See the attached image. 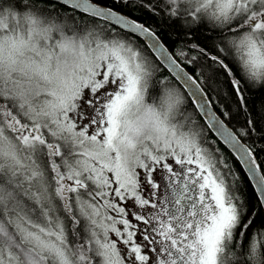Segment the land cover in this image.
<instances>
[{
  "label": "snow or ice",
  "instance_id": "6c2138e0",
  "mask_svg": "<svg viewBox=\"0 0 264 264\" xmlns=\"http://www.w3.org/2000/svg\"><path fill=\"white\" fill-rule=\"evenodd\" d=\"M261 161L264 0H0V264H264Z\"/></svg>",
  "mask_w": 264,
  "mask_h": 264
},
{
  "label": "trees",
  "instance_id": "16d2710c",
  "mask_svg": "<svg viewBox=\"0 0 264 264\" xmlns=\"http://www.w3.org/2000/svg\"><path fill=\"white\" fill-rule=\"evenodd\" d=\"M137 19H140V20H143L142 17H137ZM152 23H155V21H152ZM148 26V25H146ZM157 35L160 37L161 41L165 44V46L168 48V50L170 52H172V49H173V45L172 43L170 42V30L168 28L167 25H163L161 24L159 26V29L157 31ZM141 43H144L143 40L141 39ZM145 44V43H144ZM179 61V60H178ZM180 62V61H179ZM183 65V64H182ZM184 66V65H183ZM186 69L190 72V73H193L195 71V69L191 68V67H186ZM162 71L166 74V75H169L170 78L171 75L167 72V69H163L162 68ZM255 99V97H254ZM214 110L217 112V114L219 115L220 114V108L219 107H215ZM221 118L223 119V117L221 116ZM227 122V121H226ZM231 126V125H229ZM214 135V134H213ZM217 143L219 144V146L231 157L233 163L236 165L237 169L240 170V174L242 176H246V174L244 173L243 169H242V166L236 161L234 155L219 141L217 140ZM262 163V166H264V161H261ZM245 183H249V181L247 179H245ZM248 191L251 193L253 191V189L251 188V186H249L248 188Z\"/></svg>",
  "mask_w": 264,
  "mask_h": 264
},
{
  "label": "water",
  "instance_id": "95a60500",
  "mask_svg": "<svg viewBox=\"0 0 264 264\" xmlns=\"http://www.w3.org/2000/svg\"><path fill=\"white\" fill-rule=\"evenodd\" d=\"M142 40H143V38H141ZM143 42L146 44V41H144L143 40ZM162 42V41H161ZM163 43V42H162ZM166 47V46H165ZM167 48V47H166ZM170 52V51H169ZM179 62V61H178ZM183 66V65H182ZM186 71H188L187 69H186ZM189 72V71H188ZM190 73V72H189ZM191 74V73H190ZM222 143V142H221ZM223 144V143H222ZM224 145V144H223ZM230 152H231V150L228 148V146H226V145H224Z\"/></svg>",
  "mask_w": 264,
  "mask_h": 264
}]
</instances>
